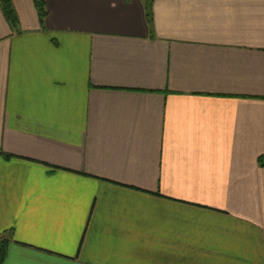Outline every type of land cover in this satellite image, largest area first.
I'll return each instance as SVG.
<instances>
[{"label": "crops", "instance_id": "obj_1", "mask_svg": "<svg viewBox=\"0 0 264 264\" xmlns=\"http://www.w3.org/2000/svg\"><path fill=\"white\" fill-rule=\"evenodd\" d=\"M12 3L2 264H264V0Z\"/></svg>", "mask_w": 264, "mask_h": 264}, {"label": "trees", "instance_id": "obj_2", "mask_svg": "<svg viewBox=\"0 0 264 264\" xmlns=\"http://www.w3.org/2000/svg\"><path fill=\"white\" fill-rule=\"evenodd\" d=\"M151 1L152 0H145L146 3V16H147V20L148 23L151 27V23H152V15H151ZM34 4L38 13V17L40 19V22L43 21L46 12H45V8H44V0H34ZM0 8L2 10V13L5 17V19L7 20V22L10 24L11 27H16L18 24V17L16 14V11L14 9L12 0H0ZM260 162L262 164H264V157H260ZM7 244H8V240L7 238H3L0 236V264L3 263L4 258L6 256V251H7Z\"/></svg>", "mask_w": 264, "mask_h": 264}, {"label": "rangeland", "instance_id": "obj_3", "mask_svg": "<svg viewBox=\"0 0 264 264\" xmlns=\"http://www.w3.org/2000/svg\"><path fill=\"white\" fill-rule=\"evenodd\" d=\"M1 237H3V238H7V236L6 235H1ZM7 240H8V242H9V238H7ZM7 246H8V244H7ZM7 252V251H6ZM5 259V258H4Z\"/></svg>", "mask_w": 264, "mask_h": 264}]
</instances>
